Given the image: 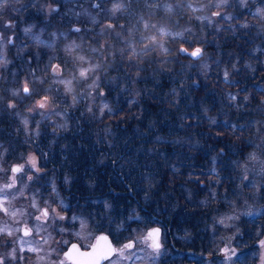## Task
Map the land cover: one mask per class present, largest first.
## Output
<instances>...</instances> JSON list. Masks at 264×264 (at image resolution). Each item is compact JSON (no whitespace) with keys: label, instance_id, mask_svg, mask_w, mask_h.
<instances>
[{"label":"trees","instance_id":"1","mask_svg":"<svg viewBox=\"0 0 264 264\" xmlns=\"http://www.w3.org/2000/svg\"><path fill=\"white\" fill-rule=\"evenodd\" d=\"M117 2L124 9L113 12ZM97 3L102 6L96 8ZM160 4L7 0L0 23L14 28L19 38L15 44L10 35L0 97L17 107L0 105V155L17 163L33 153L45 171L40 185L55 187L67 214L73 209L85 218L90 214L114 245L132 230L159 227L165 255L159 264H264V19L257 15L264 0L246 5L230 0L220 9L206 7L209 0ZM168 5L172 12L166 11ZM217 10L233 19L212 16ZM144 22L167 31L160 38L168 55L152 53L136 66L117 56L90 95H78L82 89L76 86L74 106L72 94L61 95L58 114L49 118L55 123L48 120L46 126V115L27 117L44 88L63 92L44 70L50 62L68 59V45H81L80 54L98 59L101 53L90 49L105 44L123 49L124 39L137 43L153 33ZM177 47L200 48L201 59L192 62ZM45 76L48 83L41 86ZM26 78L35 81L29 86L38 94L13 98ZM253 153L256 161L248 159ZM225 247L236 255L226 257Z\"/></svg>","mask_w":264,"mask_h":264},{"label":"snow or ice","instance_id":"2","mask_svg":"<svg viewBox=\"0 0 264 264\" xmlns=\"http://www.w3.org/2000/svg\"><path fill=\"white\" fill-rule=\"evenodd\" d=\"M132 2V0H130ZM147 6H155L160 8V0H142ZM230 0H209V4L206 7H215L220 9L229 4ZM241 5H246L247 0H237ZM7 4V0H3V7ZM101 3L95 5L96 8H100ZM189 9L197 11L200 9L193 8L191 3L186 5ZM124 9V5L117 2L114 4L112 11H121ZM173 8L168 5L166 11L172 12ZM257 15L260 19H264V9H258ZM212 16H221L228 20L233 19L231 16L224 17L223 14L217 10L212 12ZM201 19V17H197ZM211 19V18H209ZM241 28H247L249 25L247 23H241L239 25ZM108 28H114L112 24L107 25ZM123 27V26H121ZM144 29H154L155 31L148 35H143L139 38L137 43H133L132 39H124V48L117 49L113 51V45L105 44L101 45L100 48L90 49L93 53H101L98 59L90 58L87 54H80L83 51L81 45L72 44L65 48L68 59L61 63L52 64L50 62L49 66L44 70L46 73H51V83H59L63 85V92L59 89L53 90L50 86L44 88L43 95H40L39 99H36L31 107L28 108V112H36L37 115H45L44 111L49 110L53 115L58 114L55 111V107L61 99V95H71V103L74 106L77 103L76 86H79L82 91L78 93L80 96L90 95L91 90L100 87V73H107V67L109 61H115L117 56L124 61L130 62V66H136V64L143 57L150 56L152 53H157L160 56H166L169 54V49L165 47L163 40L160 38L167 35V31L164 28H157L156 25H149L148 23H143ZM28 31V29H26ZM75 31L79 32L80 29L77 28ZM117 38H120V34L117 33ZM176 35H182L181 33H176ZM5 39V37L0 34V40ZM8 43H12V38L7 37ZM137 44H139V50H137ZM180 52L188 53L192 57H199L202 53V49L195 48L191 52L187 48H180ZM166 63L167 61H163ZM63 65V66H62ZM4 66V62L0 61V67ZM70 66V67H69ZM67 74L69 78H65L64 74ZM225 79L228 78V72H224ZM30 83L34 84L35 81L25 79L21 84L18 91L12 92V97H19L21 101L24 99H32L38 93L33 87H30ZM48 83V77L39 80L41 86ZM55 91L56 95H50L49 93ZM23 94V95H21ZM98 95L103 96V91H100ZM235 99V97H232ZM67 103V100H65ZM0 105L5 106L9 109H15L17 104L10 99L6 104H4L3 97H0ZM103 108H108L107 104L103 105ZM91 111V109H89ZM110 111V109H109ZM101 114L103 112L101 111ZM24 125L27 127L28 121H23ZM214 123V121H213ZM39 128V124L36 125ZM39 134L38 132L36 133ZM2 148V146H0ZM249 160L256 161L258 158L256 155L250 154ZM3 156L0 155V180H4L3 184H0V214L3 217H8L11 219L12 223L16 226L13 228L9 225L7 221L4 222L3 227H0V247L10 248V251L0 252V264H6V261H23L25 258L23 256H18V251H24L23 245L28 244V252L36 254V260L32 261L31 264H57L56 261L49 259V253L45 252V248L49 249L51 253L59 255L57 251L63 245H67V250L63 251V259L59 260L58 264H102V261H108V264H123L124 261H134L138 259L137 250L139 246H144V249H150L153 254H158L162 247L161 243V229L159 227H147L143 231L132 230L130 234L121 240L118 236L116 239V245L109 239L108 235H99L92 237L95 240L94 243L85 245L89 248V251H81L80 244L72 243L68 239H64V234L74 235L77 238L84 239L81 235L88 230L89 224L91 223L95 227H102L98 224L95 219H92L90 214L88 218L83 216L73 215L71 217L66 214H61L56 208H53L50 204H39L36 202L35 195H26L22 190L26 188L27 185L25 181H32L33 172H40L41 169L38 167L37 158L34 155H28L24 159L23 163H17L13 165H8L4 167ZM264 173V168L261 169ZM244 180L248 177L245 175ZM21 185L22 187H17ZM15 190V191H13ZM23 197L28 201L27 206L23 208H16L13 205V201ZM31 210V211H30ZM38 213V214H37ZM140 220V217H134ZM229 216L227 219H232ZM31 221V226L30 222ZM61 222H68L67 226L61 224ZM220 224H224V219L219 221ZM79 226V230H74ZM121 228L123 225L120 226ZM127 230V229H126ZM55 232L60 236V239H56L52 233ZM22 233L21 235H18ZM39 237L38 240H25V237ZM90 235V234H89ZM122 235V234H121ZM126 240V242H124ZM18 243L20 245L19 249L13 247V244ZM261 246H264V240L260 241ZM223 252L226 257L231 259L232 256L236 255L235 249L225 247ZM41 253H44L41 255ZM115 258V259H114Z\"/></svg>","mask_w":264,"mask_h":264},{"label":"rangeland","instance_id":"3","mask_svg":"<svg viewBox=\"0 0 264 264\" xmlns=\"http://www.w3.org/2000/svg\"><path fill=\"white\" fill-rule=\"evenodd\" d=\"M3 25V23L1 24L0 23V32H1V34L5 37V39H3V40H0V61H3L4 62V66L3 67H0V73L4 70V68H6V66H5V62L6 61H8V59L6 58L7 57V54H8V52H9V49H10V47L9 46H11L12 45V43H8V40H7V37H10V35L11 36H13V39H14V41H15V44H16V41L18 40V38L19 37H17L16 36V32H15V30H14V28L13 29H8V28H4V26H2ZM17 37V38H16ZM12 38V37H11ZM180 48H183V47H177V50H179ZM187 49H191L190 47H188ZM189 51H191V50H189ZM179 53H180V51H179ZM182 56H186V55H184V53L183 52H181L180 53ZM202 56V55H201ZM187 57V56H186ZM187 58H189V60H191L190 59V57H187ZM201 59V57H199V59H198V61ZM192 62H196V61H194V60H191ZM197 61V62H198ZM34 103V102H33ZM33 103L29 106V107H31L32 105H33ZM40 111H44L45 112V117H44V122H45V124H46V126H48V124H49V121L51 122V123H55L56 121L54 120V118H51L50 120H49V118H50V115L52 114V112L51 111H49V110H40ZM26 115H27V117L28 116H34V115H37L36 114V112H28V110L26 111ZM49 120V121H48ZM22 123H23V121H22ZM24 124V123H23ZM29 127V126H28ZM3 153V151L1 152V154ZM28 155H34L33 153H27V154H25L23 157H20L19 158V160H18V162L17 163H23L24 162V159H26L27 158V156ZM35 156V155H34ZM36 157V156H35ZM3 161L5 162L4 164V167H7L8 165H12V164H17V163H15L13 160H12V158L11 157H8V156H3ZM31 173H35V171L33 170V172H31ZM30 173V174H31ZM39 174H41L40 172H38ZM35 178V177H34ZM34 178H33V180H34ZM5 181L4 180H0V184H3ZM25 183H26V185H27V187H29L30 185H29V181H25ZM36 184V183H35ZM32 185H33V183H32ZM17 187H22L21 185H19L18 184V186ZM23 188L22 190L26 193V195H29V193L30 192H28V188ZM13 191H15V190H13ZM56 196L58 197V202H57V208H58V212H60L61 214H66L67 216H69V217H71V216H73V215H75V209H73V211L71 212V213H69V214H67V212H66V210H67V206L66 205H64L65 204V202H64V200H63V197H61L60 196V194H59V192L57 191V194H56ZM44 201H46V202H48L49 204H50V202L48 201V199H44ZM36 202L38 203V201H37V199H36ZM13 205H14V201H13ZM27 206V202H23L22 204H21V208H23V207H26ZM76 216H80V215H77L76 214ZM10 221H11V219H10ZM61 224H63L64 226H67V224H68V222H61ZM9 225H11V227H15L16 225L15 224H13V223H11V224H9ZM74 230H79V226H78V224H77V227L74 229ZM143 231V230H142ZM99 233H101L100 232V228H96V227H93L91 224H89V227H88V230L86 231V232H84V233H82L81 235L84 237V239H80V238H77V237H75L74 235H69V234H64V239H68L70 242H80L81 243V246L82 247H84L85 248V245H87V244H90V243H92L93 242V240L94 239H92V237H95V236H97V235H99ZM90 234V235H89ZM18 235H20V234H18ZM52 235L56 238V239H60V236L59 235H57V233H55V232H53L52 233ZM34 240V242H35V238H33V237H31V238H27V239H25V240ZM13 247H17L18 249H19V247H20V245L18 244V243H16V244H13L12 245ZM116 246H118V245H116ZM29 247V245L28 244H25V245H23V248H24V251H18V253H17V255L18 256H23L25 259L23 260V261H6V264H31V262L32 261H35L36 260V254H34V253H31V252H28L27 251V248ZM64 247H67V245H63V246H61V248H62V251H64L65 249H64ZM47 250V248H45V252H47L46 251ZM7 251H10V248H6V247H1V250H0V252H7ZM263 251H264V248H263V246H261V249H260V253H261V256H260V259H262V257H263ZM49 253V252H48ZM44 253H41V255H43ZM137 256L139 257L138 259H135V261H134V264H159V260H163L165 257V255H164V253L161 251V250H159V253L158 254H153L152 253V251L150 250V249H144V246H139V248H138V250H137ZM49 259L50 260H53V261H56L57 262V264H58V262H59V260H61L62 259V257L61 256H57L56 257V259L54 258V257H52L50 254H49ZM115 259V258H114ZM108 264V263H107ZM123 264H133V261H124L123 262ZM222 264V263H221ZM260 264V263H259Z\"/></svg>","mask_w":264,"mask_h":264},{"label":"flooded vegetation","instance_id":"4","mask_svg":"<svg viewBox=\"0 0 264 264\" xmlns=\"http://www.w3.org/2000/svg\"><path fill=\"white\" fill-rule=\"evenodd\" d=\"M40 173L41 174H39L38 172L31 173L33 175V177H35V178H34V180L29 181L30 182L29 183L30 186L27 187L28 188V192H30L29 193V196L30 195H35V198L37 199L38 203L41 204V205H43L45 203L49 204L48 202L44 201V199H48V201L50 202V205L53 208H56L57 211H58V208H57V197H56L55 187H53V185L52 186H47L46 184L40 185L39 178L42 177V175H44L45 171H43L41 169ZM32 183H33V185H32ZM23 202H27L28 203V201H26L23 197H20V198L14 200V207L21 208V204ZM5 221H7L9 224L12 223V221H10V218L3 217L2 214H0V227H3V224H4ZM29 223H30V226H31V221ZM99 234H102V233H99ZM20 235L22 236V233H20ZM97 236H99V235H97ZM27 238H31V237H25L24 239H27ZM33 238H35V240H38L39 239V237H36L35 235H33ZM33 242H34V240H33ZM93 242H94V240H93ZM72 243H78V244H80L81 250H87V249H89L87 247H85V248L82 247L81 246V243L78 242V241L77 242H73L72 241ZM67 247H64V249H65L64 251L67 250ZM0 250H1V247H0ZM46 251L49 252V254L52 257H54L55 259H56L57 256H61L62 259H63V251H62V248L61 247L57 249V251L60 253L59 255H56L55 253H51L49 249H47ZM107 263H108V261H106L103 264H107ZM67 264H71V262H67Z\"/></svg>","mask_w":264,"mask_h":264},{"label":"water","instance_id":"5","mask_svg":"<svg viewBox=\"0 0 264 264\" xmlns=\"http://www.w3.org/2000/svg\"><path fill=\"white\" fill-rule=\"evenodd\" d=\"M184 54H185L187 57H190V59H191V60H194V61H197V60L199 59V57L201 56V55H200L199 57H192V56H190L188 53H184ZM99 235H104V234H99ZM109 239L111 240V238H109ZM94 242H95V240H94ZM94 242H93V243H94ZM89 250H90V249H87V250H81V251H89ZM105 262H106V261H102V264L105 263Z\"/></svg>","mask_w":264,"mask_h":264}]
</instances>
